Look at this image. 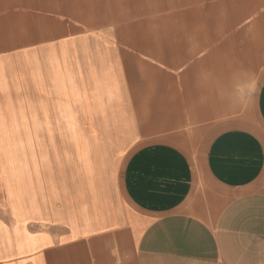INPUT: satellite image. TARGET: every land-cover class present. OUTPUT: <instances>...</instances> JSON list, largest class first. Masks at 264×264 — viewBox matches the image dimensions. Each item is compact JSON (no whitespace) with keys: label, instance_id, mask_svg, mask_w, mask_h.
Masks as SVG:
<instances>
[{"label":"crops","instance_id":"0c3cea01","mask_svg":"<svg viewBox=\"0 0 264 264\" xmlns=\"http://www.w3.org/2000/svg\"><path fill=\"white\" fill-rule=\"evenodd\" d=\"M164 2L0 0V264H264V0L65 35Z\"/></svg>","mask_w":264,"mask_h":264},{"label":"rangeland","instance_id":"374dc122","mask_svg":"<svg viewBox=\"0 0 264 264\" xmlns=\"http://www.w3.org/2000/svg\"><path fill=\"white\" fill-rule=\"evenodd\" d=\"M99 4H110L111 0H96ZM166 3L165 4V9L160 10V11H154V13L150 12V14L143 13V14H138L140 12L145 11V8H134L130 6L128 9L126 7L121 8L122 13H127L128 18L124 19L119 22H113L109 21L106 23H101V22H95L93 25H85L83 22H81L79 19H77L74 15L66 14L64 15L65 21H72L79 23L81 25V30L78 32L76 35L72 32L66 31L65 35H74V36H98L97 38H105V37H110V38H123L122 31L120 30L122 27L126 25H135L140 23V21L143 20H155L158 18L160 15H170L172 17V22L174 23H181V17L180 14L185 13V12H190L193 9L196 8H201V11L203 13V22H208L209 23V14H216L219 17L222 18H229L231 15V8L228 6H222L220 5L224 3L227 0H202L199 1L198 3L191 2V0L188 1V4L180 5L181 0H164ZM216 6V7H215ZM211 7H214L212 13H211ZM156 8V7H152ZM213 15V14H212ZM264 15V5L261 6L256 12L252 13L249 12L247 14H244L241 19L238 21L237 24H243L249 33L251 32V28L253 27V24L256 26L257 21ZM215 16V15H214ZM181 21V22H180ZM121 27V28H120ZM257 27V26H256ZM225 35L223 38H227L232 31H224L223 32ZM80 36V37H81ZM136 36L134 33H132L131 38L134 39ZM95 39V38H94ZM241 42L244 43L243 40ZM247 65V64H246ZM245 65V66H246ZM264 72V54L257 53V55L254 58V62H252L250 65H248L244 70L243 73L245 74L241 78H236V80H233V82L230 84L231 87V92L235 97L239 98L241 108H249V105H251V98H253V91L256 89L258 86V83L260 81V76ZM28 145V144H25ZM39 145H44V146H54L56 144L53 143H41L37 144ZM30 146H36V144H30ZM24 144H17V143H9L7 144V150H23ZM5 162L8 160L5 159Z\"/></svg>","mask_w":264,"mask_h":264}]
</instances>
